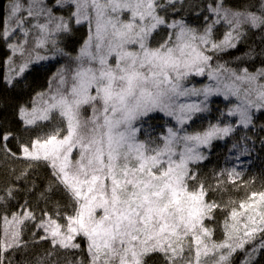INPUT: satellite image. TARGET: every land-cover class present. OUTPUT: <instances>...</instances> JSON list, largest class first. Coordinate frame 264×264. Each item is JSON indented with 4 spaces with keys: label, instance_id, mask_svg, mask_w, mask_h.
<instances>
[{
    "label": "snow or ice",
    "instance_id": "1",
    "mask_svg": "<svg viewBox=\"0 0 264 264\" xmlns=\"http://www.w3.org/2000/svg\"><path fill=\"white\" fill-rule=\"evenodd\" d=\"M4 67L6 92L47 75L14 106L15 130L0 96V159L25 164L0 189V264L264 258V191L221 204L198 170L213 141L235 137L237 160L264 150V0H5ZM213 97L226 102L216 123L189 131Z\"/></svg>",
    "mask_w": 264,
    "mask_h": 264
},
{
    "label": "trees",
    "instance_id": "2",
    "mask_svg": "<svg viewBox=\"0 0 264 264\" xmlns=\"http://www.w3.org/2000/svg\"><path fill=\"white\" fill-rule=\"evenodd\" d=\"M4 6H5V0H0V15H4ZM224 59H229L228 56H224ZM49 68V73L51 71H54L58 65L56 64H50L46 66ZM0 72L6 74L7 69L6 67L0 68ZM44 73L39 74L38 76L34 73L33 75L28 77L29 82L32 84V88H25L23 92L20 91L19 88L15 92H6L2 86H0V96H7L9 108L7 115L10 120L13 121L11 127L15 130L20 127L19 123L16 121L15 117L13 116L14 106L16 104H22L29 100L30 96L33 93V90L40 91L43 88L46 87V75ZM212 103L210 105L211 111L208 113L202 114L203 117H205L206 125H208L209 122L216 123L217 118V108H225V101L222 97H213ZM259 115V114H258ZM258 123H264V118H262ZM205 127V126H204ZM248 135L255 137V132H249ZM260 135H264V133H260ZM225 142V145L222 144V140L213 141L214 146L210 153H206L208 156V159L201 162L199 165V172L201 177L208 183L213 186L215 191L210 192L209 196L211 199H215L217 202L221 204H225L229 201V199L233 200H239L241 199L245 191H264V162H261L262 158L264 157V150L261 149L260 143L257 141L255 144V147L253 151L255 150V156H259L257 158V161L254 162V165L247 167L245 170L246 172L242 175L241 181H236L235 178V185L233 184L232 180L227 177V175L221 176L220 173L222 172V167L220 165L222 164L224 160V154L227 153L229 150H231L233 143L235 142V137H228L223 139ZM14 143V142H13ZM12 146V145H10ZM15 150V148L13 149ZM260 150V152L258 151ZM252 151V152H253ZM232 157H229L227 160H231ZM258 160L260 162H258ZM25 164L21 161H5L2 165H0V189H2L11 179L12 176L10 174L11 168H16L17 170L23 168ZM221 169V171H220ZM225 170H228V168H225ZM38 175L40 176V180L38 183L41 184V186L44 183V177L48 175V172L46 169L41 168L38 172ZM236 185H239V189H237ZM24 194L22 193L20 196L17 197L15 200L9 201L7 212L10 215L11 212L17 211L20 204H23L24 201ZM37 198H38V192L34 193L33 195L29 196L28 199L31 202L32 207L36 210L37 215H39L40 208H44L45 204L41 201L39 205H37ZM54 199H60L59 196L54 197ZM49 210H51V204L47 206ZM5 212L4 206L0 205V215H3ZM217 216L220 220L223 219L222 213H217ZM31 223H29L28 228L26 230L25 238L27 239L30 236V233L32 231ZM220 232H217V237H220ZM47 247L46 244L42 242L40 246L36 249L37 251L42 250V248ZM20 253L17 254V259H22ZM239 259H243V256L241 255ZM257 260H259V264H264V258L257 255Z\"/></svg>",
    "mask_w": 264,
    "mask_h": 264
},
{
    "label": "rangeland",
    "instance_id": "3",
    "mask_svg": "<svg viewBox=\"0 0 264 264\" xmlns=\"http://www.w3.org/2000/svg\"><path fill=\"white\" fill-rule=\"evenodd\" d=\"M46 66L50 65V64H55V61L48 63L45 62ZM200 79V78H197ZM207 82V81H204ZM220 110H224L225 108H217ZM219 112L217 111V117L219 116ZM206 119L205 117H203V119H198L195 121V123L192 124V126L189 128V131H193V130H200L202 127H207L206 125ZM214 144V142H213ZM222 144L225 145L224 140H222ZM214 146V145H213ZM213 149V147L211 148V150ZM211 150H205V154L206 153H210ZM260 152V150H258ZM255 150L252 152V154L250 156H240L239 160H237V152L236 150L232 149L229 150L227 153L224 154V160L222 162V164L220 165V167H222V171H224L225 168H228V170L232 169L233 167H235L237 169V171L240 173V176L236 177V181H241L242 180V175L246 172V168L250 167L252 165H254V162L257 161V158L259 156H255ZM229 157H232L231 160H227ZM261 162H264V157L262 158V160H260ZM258 160V162H260ZM4 163L3 159H0V165H2ZM221 171V169H220Z\"/></svg>",
    "mask_w": 264,
    "mask_h": 264
}]
</instances>
